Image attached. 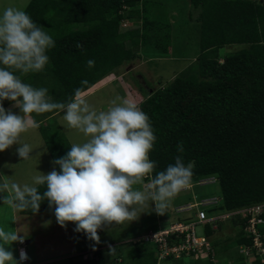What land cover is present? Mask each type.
<instances>
[{
  "label": "trees",
  "instance_id": "trees-1",
  "mask_svg": "<svg viewBox=\"0 0 264 264\" xmlns=\"http://www.w3.org/2000/svg\"><path fill=\"white\" fill-rule=\"evenodd\" d=\"M144 1L29 0L23 10L53 38L55 46L48 50L49 62L42 72L15 74L35 88L48 89L54 101L67 103L76 89H81V93L88 90L133 60L137 46L145 42L148 28L149 38L165 41L164 34L158 39L162 30L159 16L155 18L156 14L149 13ZM189 2L196 10L200 54L166 85L151 91L138 86L143 95L138 108L149 117L156 136L150 152V160L156 164L152 175L165 170L175 163L177 155H182L185 165L190 162L193 166L191 179L215 176L222 198L218 208L232 210L264 201V2ZM137 5L141 29L135 30V37L130 38L129 31L120 27L139 16L135 15ZM163 25L168 27L167 23ZM170 36L169 31L167 47L152 43L153 48L165 54ZM77 43L83 47L77 48ZM232 44L244 47L227 55L222 62L203 56L207 51ZM88 60L95 62L94 67H88ZM82 81L88 83L84 85ZM8 102L3 101L4 107ZM56 112L59 111L33 114L52 161L64 157L71 147L60 134L51 139L54 126L42 124V119L53 118ZM179 144L183 145V153H178ZM55 166L59 171V166ZM38 189L43 193L46 186ZM19 212L38 214L55 212V208L44 200L36 213L31 209ZM235 224L239 226L238 244H250L251 239L242 234L241 224ZM258 228L264 236V223ZM205 234H211L208 225ZM127 254L128 264H158L190 257L169 255L159 260L155 245L141 243H131ZM243 261L240 255L239 264H245ZM122 262L113 260L112 264ZM258 263L259 260L252 262ZM70 264L106 263L102 251L96 249L90 258L80 256Z\"/></svg>",
  "mask_w": 264,
  "mask_h": 264
},
{
  "label": "clouds",
  "instance_id": "clouds-1",
  "mask_svg": "<svg viewBox=\"0 0 264 264\" xmlns=\"http://www.w3.org/2000/svg\"><path fill=\"white\" fill-rule=\"evenodd\" d=\"M54 46L53 38L24 10L9 6L0 13V152L19 144L18 155L23 160L30 157L31 146L22 143L21 137L34 124L33 114L63 112L66 128L85 137L82 143L72 144L64 157L53 161L59 171L36 175L32 184L23 186L0 183V193H7L2 197L3 204L18 210L31 209L33 213L47 200L54 206L60 226L75 223L77 231L99 243V229L136 220L148 201L155 205L157 214L164 215L172 199L189 184L193 166L190 162L185 165L182 155H177L174 164L152 175L156 164L150 160V152L156 136L149 117L128 100L113 101L107 110L97 111L81 98L82 90L76 89L67 103L54 102L48 89L35 88L15 74L42 72L49 62L47 52ZM76 47L83 46L77 43ZM87 65L92 68L95 62L88 60ZM5 100L14 102L20 114L6 110ZM177 150L183 153V145H177ZM145 180L146 188H134L143 186ZM41 185L46 186L43 193L38 189ZM145 233L133 237L130 243H137L133 240ZM15 242L22 244L25 240L0 228V264H21L28 259L24 246L19 247L20 261L8 250ZM123 260L117 258L118 262Z\"/></svg>",
  "mask_w": 264,
  "mask_h": 264
},
{
  "label": "rangeland",
  "instance_id": "rangeland-1",
  "mask_svg": "<svg viewBox=\"0 0 264 264\" xmlns=\"http://www.w3.org/2000/svg\"><path fill=\"white\" fill-rule=\"evenodd\" d=\"M28 1L29 0H0V13L3 12L4 8L9 6L23 10ZM144 2L149 13L156 14L155 18L159 16V20L162 22V30L158 33V39L164 34L165 41L163 42V39L156 40L154 37L149 38L151 29L148 28L149 32L144 40L145 42L137 46L136 57L133 60L122 64L118 67L116 72L110 73L98 81L97 84L93 85L92 91L86 90V92L81 94V98L86 100L88 104L97 111L107 110L108 107L112 106L113 101L117 103H120L124 99L129 101L127 95H124L126 92V85L132 88L131 99L136 101L135 105L138 107V102L140 99H143V95L138 91V86L150 89L166 85L177 73L194 62L197 55L200 54L196 10L191 7L189 0H145ZM134 9L136 11L135 15H139L140 6L137 5ZM140 16L141 15L132 20L125 21V23L122 24L123 26L120 27V30L129 31L128 34L130 38L135 37V30L140 31L141 29L142 21ZM163 23H167L168 27L166 28ZM169 31L171 34V43L164 54L161 53L159 49L153 48L152 43L155 45L158 44L160 47H167L168 37H166V35L169 34ZM130 38H128V40H132ZM138 39L141 40L140 37ZM242 47L244 46L236 44L226 45L216 51H207L203 56L222 62L223 58ZM132 104L134 103L132 102ZM13 105L14 102L9 101L5 109L20 114V109L15 108ZM63 115V112H59L53 118L41 120L43 125L54 126V131H51V139L54 135L59 136L60 134L61 136H66V138L69 137L70 139H68L72 140L73 144L82 143L85 139L83 134L76 130L67 129L65 126L66 122L63 120ZM34 123L37 127L29 128L21 137V142L29 144L32 149L28 159L23 160L18 155L17 149L20 146L19 144L13 145L6 151L0 152V163L5 160V164L8 165L4 171L8 172L10 176L17 174L16 177L29 184H32L31 176L34 173L40 175L45 172L44 174L46 175L56 170L50 153L46 149L45 141L40 131H38L39 122L37 123L34 120ZM31 133L32 135L30 136ZM7 169H9L13 175ZM147 183L148 181L145 180L143 186L136 185L134 188H146ZM189 188L194 191V196H192L194 204H200L199 202L209 196H214L216 198L221 197L218 194L220 192L219 185L214 184L212 177L196 178L192 180V182H189L188 189ZM187 199L189 198H186L185 192H179V194L174 197V205H185ZM154 206L155 205L152 204L151 201H148L147 206L138 211L136 220L125 221L122 224L113 223L99 229V244L105 243L110 247L112 246L111 249H119L116 248L119 246L123 249L126 248L127 257V251L131 248L130 241L133 237L139 236L147 232V229L153 227L152 223L156 221L155 213L153 212ZM136 207L139 208V206ZM197 208L206 209L207 207L204 208L203 205H199ZM197 208L194 209L193 207V211ZM172 210L170 203L164 215H160L161 219L159 221L161 228L169 225L167 217L169 214L172 215ZM189 213L190 212H188V214ZM197 230H200V225L197 226ZM81 233L84 236V241L90 248L87 252L93 253L94 250L90 246L94 245V240L90 239L87 233ZM79 237H82L80 233ZM122 263L128 264L129 261L127 263L126 260Z\"/></svg>",
  "mask_w": 264,
  "mask_h": 264
},
{
  "label": "crops",
  "instance_id": "crops-1",
  "mask_svg": "<svg viewBox=\"0 0 264 264\" xmlns=\"http://www.w3.org/2000/svg\"><path fill=\"white\" fill-rule=\"evenodd\" d=\"M97 84V83H96ZM95 85V84H94ZM89 88L88 90H91ZM87 90V91H88ZM92 91V90H91ZM86 92V91H84ZM82 92V93H84ZM81 93V94H82ZM132 90L126 85V94L130 103H136V101L132 98ZM60 112V111H59ZM57 112V113H59ZM56 113V114H57ZM54 114V116L56 115ZM34 123L30 128L35 127ZM37 127V126H36ZM38 129V128H37ZM39 131V130H38ZM32 133L30 134V136ZM66 137V136H65ZM68 142L72 146V140L68 139ZM5 160L0 163V181L3 182H15L23 186L24 184H29L27 182L22 181L20 178L16 177L17 174L13 175L12 172L9 171L13 176H10L8 172L4 171V169L8 166L5 164ZM45 173V172H44ZM43 173V174H44ZM39 175L34 173L31 177ZM207 177H212V181L214 184H218L215 176L210 175ZM204 178V177H202ZM194 179H190L192 182ZM189 184L180 192H185L187 203L184 205H174V198L171 201V209H173L172 215L169 214L168 222L169 224L174 221H179L180 219L191 218V220L196 219V212L198 210L197 206L203 205V210L207 211V214H215V215H223L226 213H230L239 208L226 210L218 208L219 205L222 204V198H216L214 196L206 197L204 200L198 203H193L192 196H194L193 189H188ZM7 193H0V228H4L6 231L14 232L20 235L25 243L15 242L8 249L13 252L14 257L17 261H20L18 257L19 247L24 246L25 252L28 256L27 260L21 261V264H70L71 261L76 260L80 256H84V254H90L89 246L84 241V236L80 231H77V225L75 223L69 222L66 227L60 226L57 222L55 212H46V213H38V214H23L20 213L18 209H13L8 205L3 204V196ZM221 196V193H218ZM191 199V200H190ZM207 201V202H206ZM211 204V205H208ZM194 209L197 208L195 211ZM243 207V206H242ZM155 208V206H154ZM191 208V209H190ZM155 213V220L153 221L152 228L147 229L152 230L156 228H161L160 224V215ZM188 212H190L188 214ZM170 217V218H169ZM189 218V219H190ZM49 224V225H48ZM200 224L199 232H203L205 234V226L208 225L211 234L206 235L209 241L213 245V254L214 259L210 260L207 257H199V258H183L181 260H168L161 261L158 264H239L240 261V253L238 251V230L239 226L235 224L234 221L230 220H219L214 228L209 224ZM198 226V225H197ZM79 233L82 237H79ZM137 237V236H136ZM94 245L90 246L93 250L100 249L102 251V255L104 257V261L106 264H112V261H116L117 258L124 259L126 261V248L116 247L119 249H115L114 252L111 251V247L105 243L96 244V241H93ZM7 247V246H6ZM98 247V248H96ZM124 252V253H123ZM240 254V255H239ZM239 258V259H238ZM244 258V257H243ZM243 263L252 264L250 261H246L244 259Z\"/></svg>",
  "mask_w": 264,
  "mask_h": 264
},
{
  "label": "built area",
  "instance_id": "built-area-1",
  "mask_svg": "<svg viewBox=\"0 0 264 264\" xmlns=\"http://www.w3.org/2000/svg\"><path fill=\"white\" fill-rule=\"evenodd\" d=\"M220 219L241 224L243 236L249 237L251 243L239 244V253L247 261L259 260L258 264H264V236L258 228L264 223V201L243 206L223 215H208L206 210L198 209L195 220L177 221L164 229L150 230L133 241L155 245L158 259L169 255L198 258L208 256L210 253L211 259H214L213 245L203 232L197 231V225L209 224L214 228Z\"/></svg>",
  "mask_w": 264,
  "mask_h": 264
}]
</instances>
